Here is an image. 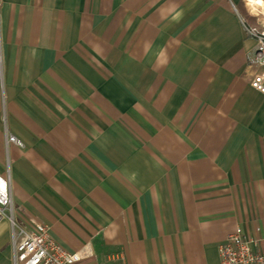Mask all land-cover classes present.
I'll return each instance as SVG.
<instances>
[{"label": "crops", "instance_id": "obj_1", "mask_svg": "<svg viewBox=\"0 0 264 264\" xmlns=\"http://www.w3.org/2000/svg\"><path fill=\"white\" fill-rule=\"evenodd\" d=\"M243 0H0V174L81 264H217L264 237V93ZM14 135L18 145L8 142ZM0 219V264H12Z\"/></svg>", "mask_w": 264, "mask_h": 264}, {"label": "built area", "instance_id": "obj_2", "mask_svg": "<svg viewBox=\"0 0 264 264\" xmlns=\"http://www.w3.org/2000/svg\"><path fill=\"white\" fill-rule=\"evenodd\" d=\"M243 1L253 21L243 16L240 20L245 32L256 42L249 61L259 68L250 84L264 93V0ZM8 142L21 145L12 134L8 135ZM3 218L11 228L12 264H81L84 252L67 250L50 235L46 224L31 221L25 227L16 221L9 173L0 174V219ZM217 250V264H264V237L249 236L240 225L218 244Z\"/></svg>", "mask_w": 264, "mask_h": 264}]
</instances>
